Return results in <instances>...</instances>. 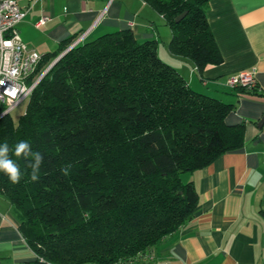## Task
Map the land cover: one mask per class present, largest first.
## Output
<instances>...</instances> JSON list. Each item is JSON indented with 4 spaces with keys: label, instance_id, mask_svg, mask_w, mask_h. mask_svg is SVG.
<instances>
[{
    "label": "trees",
    "instance_id": "1",
    "mask_svg": "<svg viewBox=\"0 0 264 264\" xmlns=\"http://www.w3.org/2000/svg\"><path fill=\"white\" fill-rule=\"evenodd\" d=\"M144 1L169 25L173 55L199 69L222 62L211 0ZM73 43L42 55L31 81ZM28 99L17 121L0 118L22 173L13 184L0 172V195L35 253L18 264H143L194 217L198 191L183 174L244 144L245 123H226L235 104L191 87L131 29L75 44ZM20 141L42 157L36 181L33 158L14 154Z\"/></svg>",
    "mask_w": 264,
    "mask_h": 264
},
{
    "label": "crops",
    "instance_id": "2",
    "mask_svg": "<svg viewBox=\"0 0 264 264\" xmlns=\"http://www.w3.org/2000/svg\"><path fill=\"white\" fill-rule=\"evenodd\" d=\"M26 10L19 31L42 55L68 39L80 42L131 29L139 41L171 39L166 21L144 0H19ZM43 15L48 21L37 23ZM207 19L223 56L199 69L168 49L163 59L194 89L235 104L226 123H245L242 147L207 166L184 173L198 191L194 217L160 244L143 264H264V0H211ZM169 39V42H170ZM165 48V46H164ZM169 48V44H168ZM254 69L257 86L242 91L226 84L230 74ZM35 258L11 202L0 195V264Z\"/></svg>",
    "mask_w": 264,
    "mask_h": 264
},
{
    "label": "built area",
    "instance_id": "3",
    "mask_svg": "<svg viewBox=\"0 0 264 264\" xmlns=\"http://www.w3.org/2000/svg\"><path fill=\"white\" fill-rule=\"evenodd\" d=\"M26 13L19 0H0V118L31 96L38 79L31 81L42 54L28 47L18 28ZM48 19V15H43L37 25H44ZM226 84L253 89L257 86L256 72L240 70L230 74Z\"/></svg>",
    "mask_w": 264,
    "mask_h": 264
},
{
    "label": "clouds",
    "instance_id": "4",
    "mask_svg": "<svg viewBox=\"0 0 264 264\" xmlns=\"http://www.w3.org/2000/svg\"><path fill=\"white\" fill-rule=\"evenodd\" d=\"M9 152L10 148L7 142L0 144V172H3L13 184H17L20 182L22 173L19 165L10 158ZM14 154L16 157L23 156L26 160L29 157L33 158L34 162L29 163L28 167L32 169V181H36L42 160L40 153L32 152L31 146L27 141H20L15 145ZM65 174L67 175V172Z\"/></svg>",
    "mask_w": 264,
    "mask_h": 264
},
{
    "label": "rangeland",
    "instance_id": "5",
    "mask_svg": "<svg viewBox=\"0 0 264 264\" xmlns=\"http://www.w3.org/2000/svg\"><path fill=\"white\" fill-rule=\"evenodd\" d=\"M163 26H167L169 27V25L165 22L160 23ZM165 39V43L163 44L162 38H159L158 41V46L160 47V51L159 54L162 55L163 57H169L168 56V44H169V39L170 38H164ZM165 46V48H164ZM158 48V47H157ZM39 74H36V78L38 77ZM29 99L24 100L20 105H18L16 108H14L11 112L10 115L12 116V118L14 119V121H17L20 116L25 112L26 108H27V104H28ZM184 178V175L182 176Z\"/></svg>",
    "mask_w": 264,
    "mask_h": 264
},
{
    "label": "water",
    "instance_id": "6",
    "mask_svg": "<svg viewBox=\"0 0 264 264\" xmlns=\"http://www.w3.org/2000/svg\"><path fill=\"white\" fill-rule=\"evenodd\" d=\"M185 15V13L179 15L177 17V20H180L183 16ZM75 44L73 43L70 47H68L66 50H64L61 54H59L54 60L53 62L43 71V73H41V75L38 77L36 84L40 81V79L51 69V67L64 55L66 54Z\"/></svg>",
    "mask_w": 264,
    "mask_h": 264
}]
</instances>
